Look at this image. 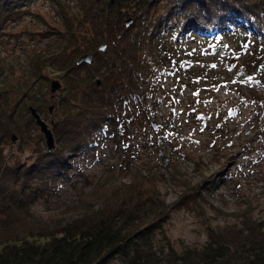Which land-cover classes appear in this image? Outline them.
I'll use <instances>...</instances> for the list:
<instances>
[{
    "label": "trees",
    "instance_id": "1",
    "mask_svg": "<svg viewBox=\"0 0 264 264\" xmlns=\"http://www.w3.org/2000/svg\"><path fill=\"white\" fill-rule=\"evenodd\" d=\"M33 1L0 0V23L18 19L12 13ZM50 1L69 20L68 11H63L65 0ZM70 1L77 13L72 12L68 30L79 27L89 49L105 47L102 53H93L90 64H75L60 54L44 60L51 73L66 76L68 92L53 124L57 148L38 154L30 164L10 163L11 155L3 152L5 143L14 140L16 132L21 134L20 122L35 124L28 106L39 113L45 103L43 91L33 97L25 80L16 91L0 92L4 94L0 97V264H264V220L253 216L249 204L242 209L239 225L207 226L203 246L184 245L177 250L163 227L165 205L147 175H140L133 185L105 181L101 187H113L104 192L101 205L93 209L84 202L85 209L67 221L46 220L31 207L40 187L36 180H71L73 154L112 140L122 144L126 155L129 140L138 138L137 127L148 125L153 132L156 120L159 130H173L172 114L160 117L154 110L150 100L154 84L149 78L159 73L160 64L173 63L176 56L171 52L180 49L188 36L211 45L220 42L224 33L240 32V45H252L249 58L264 63V0ZM193 13L204 15L213 28L198 34L190 26L182 27ZM129 16L133 18L127 25ZM39 60H33L34 74ZM95 66L101 69V85L81 75L83 69ZM250 92L253 97L244 95L245 100H252L257 134L264 135V97ZM155 133L158 141L165 136ZM262 182L264 187V178Z\"/></svg>",
    "mask_w": 264,
    "mask_h": 264
},
{
    "label": "rangeland",
    "instance_id": "2",
    "mask_svg": "<svg viewBox=\"0 0 264 264\" xmlns=\"http://www.w3.org/2000/svg\"><path fill=\"white\" fill-rule=\"evenodd\" d=\"M68 1H64L63 11H68L69 20L61 17L60 6L50 0H34L12 13L18 19L0 23V92L16 91L25 80L31 84L33 97L39 89L43 91L45 103L39 114L52 129L53 137V124L60 118L59 103L67 95L68 80L62 72L51 73L44 60L60 54L76 64L80 55L93 56L95 51L104 50L94 46L89 49L79 27L68 30L72 12L77 13L74 3ZM132 18L129 16V23ZM213 24L204 15L193 13L182 27L190 26L202 34ZM237 34L224 33L220 42L211 45L185 38L180 49L171 52L176 56L173 63L167 60L160 64L159 73L149 78L154 84L150 90L154 110L160 117L172 114L176 124L173 130H159L156 120L153 132L148 125L137 127L138 138L129 140L126 155L122 144L117 146L112 140L73 154L71 180H36L40 187L31 204L35 215L67 221L81 213L86 203L93 209L101 205L104 192L113 187H101L105 181L133 185L140 175H147L153 178L165 205L163 227L177 250L184 245L203 246L207 226L240 224L247 204L255 218L264 220V135L257 134L252 100H245L253 97L250 90L264 97V63L249 58L252 45H240ZM38 58L39 68L34 74L33 60ZM99 69H83L81 75L98 79L101 85ZM51 79L61 83L53 94L49 90ZM0 95L3 98L4 94ZM48 105H53L52 111L47 110ZM20 124L21 134L16 132L14 140L5 143L3 153L11 155L10 163L27 165L38 154L57 148L54 138V147L47 150L36 124ZM156 130L165 135L159 141ZM97 185L100 188L94 189ZM155 239L161 243L157 234Z\"/></svg>",
    "mask_w": 264,
    "mask_h": 264
},
{
    "label": "water",
    "instance_id": "3",
    "mask_svg": "<svg viewBox=\"0 0 264 264\" xmlns=\"http://www.w3.org/2000/svg\"><path fill=\"white\" fill-rule=\"evenodd\" d=\"M128 19L126 21V24L129 23ZM105 45H100L99 49H103ZM92 54L90 53H84L80 55V57L76 60V64L80 63H91L93 58ZM96 83H99L98 79L96 80ZM61 87V83L58 79H51L49 82V90L53 94L55 91H57ZM28 109L30 111L31 116L34 118L35 124L38 126L39 131L43 134L45 139V145L47 150H51L54 147V137L52 133V129L49 127V125L41 118L40 114L37 112L36 108L32 105L28 106ZM53 105H49L48 110L52 111ZM14 139V137H13Z\"/></svg>",
    "mask_w": 264,
    "mask_h": 264
},
{
    "label": "snow or ice",
    "instance_id": "4",
    "mask_svg": "<svg viewBox=\"0 0 264 264\" xmlns=\"http://www.w3.org/2000/svg\"><path fill=\"white\" fill-rule=\"evenodd\" d=\"M215 65H213V67H214ZM248 79H249V81L252 79V77H248Z\"/></svg>",
    "mask_w": 264,
    "mask_h": 264
}]
</instances>
